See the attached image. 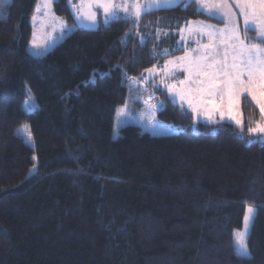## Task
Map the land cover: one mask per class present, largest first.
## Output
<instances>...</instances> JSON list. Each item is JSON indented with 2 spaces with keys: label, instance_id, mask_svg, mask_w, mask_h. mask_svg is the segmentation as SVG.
<instances>
[{
  "label": "trees",
  "instance_id": "1",
  "mask_svg": "<svg viewBox=\"0 0 264 264\" xmlns=\"http://www.w3.org/2000/svg\"><path fill=\"white\" fill-rule=\"evenodd\" d=\"M36 2L0 9L8 16L0 19V264H264V144L244 139L262 117L249 97L239 130L195 123L154 88L157 120L178 131L155 136L125 125L112 133L128 83L175 53L152 52L159 20H219L181 2L138 21L75 28L34 56ZM53 9L73 22L67 0ZM142 35L151 38L141 46ZM26 86L37 102L30 112ZM25 125L32 145L17 133ZM249 205L257 208L251 259H241L232 238Z\"/></svg>",
  "mask_w": 264,
  "mask_h": 264
},
{
  "label": "snow or ice",
  "instance_id": "2",
  "mask_svg": "<svg viewBox=\"0 0 264 264\" xmlns=\"http://www.w3.org/2000/svg\"><path fill=\"white\" fill-rule=\"evenodd\" d=\"M69 5L73 0H67ZM84 0H81L83 3ZM9 0H0V9L4 8ZM54 0H42L41 7L47 16L51 11ZM89 9L92 5L103 9L105 23L112 20H129L133 17L138 21L142 13L159 8L161 5H173L179 0H87ZM195 3L198 11L203 10L210 17L224 21V27L217 29L215 26L199 22L193 27L192 21H187V31L190 34L206 36L208 43L202 44L191 51L186 50L185 55L175 58L174 61H166L165 66L172 65L173 69L180 67L186 73L185 78L179 82L180 88L168 84L169 92L176 91L181 100L187 99L193 114L202 112L212 120L215 113L219 112L221 120L225 115L237 125L242 124L239 116L240 101L242 96L251 97L259 108L261 117L264 118V0H185V6ZM234 7L239 9L237 14ZM85 16L94 24L96 13L93 11L83 12L77 10V18ZM54 16V14H53ZM239 18H242L244 29L241 30ZM8 16L0 12V19L7 20ZM36 17H33L35 20ZM54 19H59L54 17ZM256 35L248 36L249 26ZM61 28L71 31L77 25H65ZM185 29H180L182 39ZM131 38L130 33L126 34ZM149 35H142L140 45L142 46ZM159 38V34L158 37ZM253 40L258 42H252ZM124 41H122L123 43ZM31 47L40 51L33 52V55H41L46 48L37 40L31 42ZM133 60L137 57L133 55ZM116 67H119L117 65ZM152 72L153 69H145ZM95 73H93L94 75ZM27 110L34 107L31 99L26 100ZM155 107L154 105L152 106ZM123 114V110H121ZM195 118V115H194ZM149 122L152 123L151 117ZM23 132L31 140V132L28 127L22 126L17 133ZM248 137H244L249 144L256 142L257 134L260 135V143L264 144V119L255 122L254 127L248 128ZM76 159L82 157L77 155ZM91 163V162H90ZM38 170V165L33 164L29 178ZM82 171V169H80ZM257 214L255 205L247 207L244 216V227L242 230H234L232 247L234 253L241 259H251L249 247L250 229Z\"/></svg>",
  "mask_w": 264,
  "mask_h": 264
},
{
  "label": "rangeland",
  "instance_id": "3",
  "mask_svg": "<svg viewBox=\"0 0 264 264\" xmlns=\"http://www.w3.org/2000/svg\"><path fill=\"white\" fill-rule=\"evenodd\" d=\"M116 2L120 3L121 0H116ZM181 2H185V0H179V3ZM230 2H232V0H230ZM41 4H42V0H37L35 8H34V12L29 19V23L31 26V35H30V39L27 45V51L31 55H33V52L35 51H40L37 49H33L31 47V42L34 39L37 40L39 43L43 44L44 47L46 48V51H44L43 54L41 55H34V56H42L46 54L55 45L63 41V39L74 30L73 29L71 31H68L66 29H62L61 23L65 25H72L73 23H75L77 25V28L82 27V28L95 29L99 26L100 23L107 24L111 20L110 19L107 23H105L103 9H100L95 5H92V7L89 9L87 0H84L83 3H81V0H73V4L75 5V7H73L72 5H69L70 11L74 18L73 22L71 23H69L63 16L56 14L53 9V5L51 8V11L46 16L45 10L41 7ZM177 4L167 5V6L161 5L159 8H154L153 10L160 9V8H169ZM79 9H82L83 12H87L89 10L95 12L96 22L93 24L92 21L88 20L83 15H81V17L78 19L77 10ZM200 11L204 12L202 9ZM234 11H236L237 14L239 13V9L235 7H234ZM143 14L144 13H142V15ZM34 16L36 17L35 20H33ZM54 17H57L59 19L58 20L54 19ZM238 19L240 22V28L241 30H243L244 25L242 22V18H239L238 16ZM218 20L219 21H209V20H188V21L193 22V27H195L199 22H202L205 24L213 25L217 29L223 28L224 21L221 19H218ZM186 22L187 21L180 22V23L175 22L174 24L167 25V22L165 21V19L159 20V23H158L159 25L155 32V36L158 41H156L152 52L153 54H157V55H168L171 51H175V53L165 57L162 63L156 64L152 67L147 68V69H153V71L143 72L144 81H133L132 80L128 83V95L124 103L119 105L115 112L113 130H112L113 136H117L119 134V128L125 125L138 126L141 131L147 132L155 136L173 134L178 131V128L161 123L157 120L156 110L159 107H161V103L159 101H156L155 96L157 95L155 94L154 88L163 89L172 102H175L179 104L180 106L188 109L191 112L193 118L195 115V118H194L195 123H197L198 121H202L205 123L229 122L233 124L239 130H243L245 128V123H244L243 113H242V99L243 97L246 96V94L242 96L241 101H240V108L238 110L239 116L242 120V124L237 125L234 121L229 120L227 115H225L224 119L221 120L219 112L215 113L212 120H209L207 115L203 114L202 112L193 114L192 108L189 107L187 99L181 100L180 96L177 94L176 91L169 92L167 85L173 84L177 87V89H179L181 87L179 82L185 78L186 73L180 67H176L175 69H173L172 65H168L166 69L165 62L174 61L175 58L184 56L186 50L191 51L193 49H196L200 45L206 44L209 42L206 36H200L194 33L190 34L187 31L188 25ZM253 27L254 25H250L249 31L247 33L250 38L256 35L255 31L252 30ZM182 28L185 29L183 39H182L181 32H180V29ZM158 34H159V38H157ZM252 42L255 43L258 41L253 40ZM149 80H151V84H152L151 86L147 85V82ZM149 88H151V91L149 90ZM249 98L251 99V97ZM29 99H31L34 105L32 109L34 110L37 107V102L33 94L31 93V91L29 90L28 86H26L25 96L23 100V109L27 112H30V111L27 110V105L25 104V101ZM153 105L155 106L154 108L152 107ZM121 110H123V114H121ZM149 117H151L153 121L152 123L149 122ZM262 119L264 118H261V120ZM254 126H255V122L250 127H254ZM20 134L23 136V138L29 145H32V140H30L29 142L27 135H25L23 132H21ZM260 139H261L260 135L257 134L256 140H260ZM247 207L245 209V213H246ZM243 227H244V218H243L241 227L237 230H242Z\"/></svg>",
  "mask_w": 264,
  "mask_h": 264
}]
</instances>
